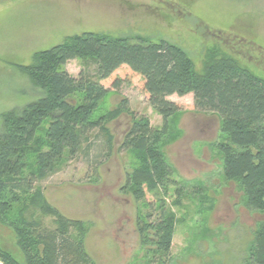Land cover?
Returning a JSON list of instances; mask_svg holds the SVG:
<instances>
[{"label":"trees","instance_id":"16d2710c","mask_svg":"<svg viewBox=\"0 0 264 264\" xmlns=\"http://www.w3.org/2000/svg\"><path fill=\"white\" fill-rule=\"evenodd\" d=\"M72 60L91 63L94 74L70 76L65 65ZM19 68L41 96L1 115L0 225L13 233L21 259L0 247V264H93L84 247V224L60 214L36 185L78 154L88 156L93 132L108 156L113 136L106 125L122 113L131 117L120 145L129 154L130 167L122 191L138 205L144 264H174L177 219L167 199L173 196L170 203L179 206L187 183L175 178L162 152L164 142L175 135L172 120L181 112L168 100L173 95H191L196 111L220 118V133L226 137L216 145L222 176L239 183L249 211L264 215V79L231 55L212 49L196 71L188 54L167 41L86 32L36 52L30 65ZM135 77L161 119L159 127H151L144 115L129 113L126 100L94 117L111 90ZM41 217H49L52 227ZM244 264H264V222L256 227Z\"/></svg>","mask_w":264,"mask_h":264},{"label":"rangeland","instance_id":"374dc122","mask_svg":"<svg viewBox=\"0 0 264 264\" xmlns=\"http://www.w3.org/2000/svg\"><path fill=\"white\" fill-rule=\"evenodd\" d=\"M86 32L167 41L188 54L196 71L208 51L219 49L264 79V0H0V131L4 112L41 96L19 67L30 65L36 52ZM65 70L74 78L81 71L94 74V66L82 60L68 61ZM122 100L129 113L146 116L153 128L160 126L138 77L111 90L94 117ZM168 100L181 112L172 120L175 135L164 142L162 152L175 178L187 183L179 206L170 203L173 196L167 199L177 219L174 264H244L264 215L249 211L239 183L222 176L223 158L216 145L226 137L220 133V118L196 111L191 95ZM130 120V114L122 113L106 125L113 136L108 156L93 132L88 156L78 154L36 185L60 214L84 224V247L93 264L145 262L146 248L136 229L138 205L122 191L130 167L129 154L120 145ZM41 218L52 227L49 217ZM0 247L21 259L13 233L1 225Z\"/></svg>","mask_w":264,"mask_h":264}]
</instances>
